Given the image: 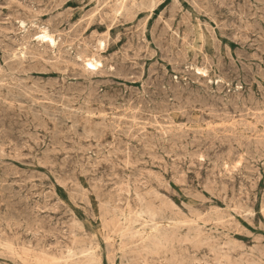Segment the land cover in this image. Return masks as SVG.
Masks as SVG:
<instances>
[{
    "label": "rangeland",
    "instance_id": "rangeland-1",
    "mask_svg": "<svg viewBox=\"0 0 264 264\" xmlns=\"http://www.w3.org/2000/svg\"><path fill=\"white\" fill-rule=\"evenodd\" d=\"M147 1L0 0L1 264H264V0Z\"/></svg>",
    "mask_w": 264,
    "mask_h": 264
},
{
    "label": "bare ground",
    "instance_id": "bare-ground-1",
    "mask_svg": "<svg viewBox=\"0 0 264 264\" xmlns=\"http://www.w3.org/2000/svg\"><path fill=\"white\" fill-rule=\"evenodd\" d=\"M122 1H123V0H122ZM146 1H147V0H146ZM16 2H17V1H16ZM64 2H65V1H64ZM107 2H108V1H107ZM147 2H148V1H147ZM152 2H153V1H152ZM12 3H13V2H12ZM51 3H52V2H51ZM88 3H89V2H88ZM100 3H101V2H100ZM115 3H116V2H115ZM133 3H134V2H133ZM14 4H15V3H14ZM20 4H21V3H20ZM43 4H44V2H43ZM45 4H46V2H45ZM61 4L63 5V3H61ZM103 4H104V3H103ZM121 4H122V3H121ZM146 4H147V3H146ZM152 4H153V3H152ZM152 4H151V5H152ZM155 4H156V3H155ZM97 5H98V4H97ZM107 5H108V4H107ZM117 5H118V4H117ZM134 5H135V4H134ZM141 5H142V4H141ZM144 5H145V4H144ZM156 5H157V4H156ZM215 5H216V4H215ZM5 6H6V5H5ZM37 6H38V5H37ZM58 6L61 7V5H58ZM80 6H81V5H80ZM136 6H137V5H136ZM149 6H150V5H149ZM96 7H97V6H96ZM101 7H102V6H101ZM119 7H121V6H119ZM178 7H180V6H177V8H178ZM18 8H19V7H18ZM32 8H33V7H32ZM48 8H49V7H48ZM150 8H152V7H150ZM1 9H2V8H1ZM25 9H26V8H24V10H25ZM30 9H31V8H30ZM33 9H34V8H33ZM113 9H114V8H113ZM119 9H120V8H119ZM126 9H127V8H126ZM131 9H132V7H131ZM133 9H134V8H133ZM133 9H132V10H133ZM137 9H138V8H137ZM143 9H144V8H143ZM20 10H21V9H20ZM26 10H27V9H26ZM43 10H45V8H44ZM171 10H172V9H171ZM174 10H175V9H174ZM32 11H34V10H32ZM126 11H127V10H126ZM130 11H131V10H130ZM137 11H138V10H137ZM177 11H178V10H177ZM199 11H200V10H199ZM45 12H46V11H45ZM92 12H93V11H92ZM98 12H99V10H98ZM115 12H116V11H115ZM118 12H119V11H118ZM127 12H128V11H127ZM169 12H170V11H169ZM174 12H175V11H174ZM17 13H18V12H17ZM23 13H24V12H23ZM33 13H34V12H33ZM36 13H37V12H35V14H36ZM38 13H39V11H38ZM57 13H58V12H57ZM86 13H87V12H86ZM29 14H30V13H29ZM92 14H93V13H92ZM114 14H115V13H114ZM124 14H125V13H124ZM131 14H132V13H131ZM171 14H172V13H171ZM219 14H220V13H219ZM17 15H18V14H17ZM19 15H20V14H19ZM38 15H39V14H38ZM60 15H61V14H60ZM97 15H98V14H97ZM26 16H27V15H26ZM41 16H42V13H41ZM49 16H50V15H49ZM61 16H62V15H61ZM61 16H60V18H61ZM83 16H85V14H84ZM103 16H104V15H103ZM118 16H119V15H118ZM125 16H126V15H125ZM132 16H133V15H132ZM172 16L174 17V15H172ZM188 16H190V15H188ZM70 17H71V16H70ZM85 17H86V16H85ZM87 17H88V16H87ZM87 17H86V18H87ZM89 17H90V16H89ZM112 17H113V16H112ZM173 17H172V18H173ZM22 18H23V17H22ZM22 18H21V19H22ZM50 18H51V17H50ZM86 18H84V19H86ZM94 18H96V17H94ZM115 18H116V17H115ZM181 18H182V17H181ZM55 19H56V18H55ZM65 19H66V18H65ZM84 19H83V20H84ZM146 19H147V18H146ZM10 20H11V18H10ZM14 20H15V18H14ZM18 20H19V19H18ZM23 20H24V19H23ZM27 20H28V19H27ZM27 20H25V21H27ZM53 20H54V19H53ZM66 20H67V19H66ZM89 20H90V19H89ZM89 20H87V21H89ZM117 20H118V19H117ZM183 20H184V19H183ZM87 21H86V22H87ZM45 22H46V21H45ZM49 22H50V21H49ZM52 22H53V21H52ZM127 22H128V21H127ZM140 22H141V21H140ZM142 22H143V21H142ZM186 22H187V21H186ZM38 23H39V22H38ZM57 23H58V22H57ZM65 23H66V22H65ZM138 23H139V22H138ZM164 23H165V22H164ZM44 24H45V23H44ZM125 24H126V23H125ZM139 24H140V23H139ZM139 24H138V25H139ZM157 24H158V23H157ZM159 24H160V23H159ZM166 24H167V23H166ZM189 24H191V23H189ZM5 25H6V24H5ZM11 25H12V24H11ZM20 25H21V24H20ZM46 25H47V23H46ZM51 25H52V24H51ZM169 25H170V24H169ZM13 26H14V25H13ZM40 26H41V25H40ZM61 26H62V25H61ZM140 26H141V25H140ZM177 26H178V25H177ZM186 26H187V25H186ZM188 26H189V25H188ZM188 26H187V27H188ZM31 27H32V26H31ZM54 27H55V26H54ZM223 27H224V26H223ZM10 28H11V27H10ZM52 28H53V27H52ZM94 28H95V27H94ZM143 28H144V27H143ZM168 28H169V27H168ZM189 28H190V27H189ZM5 29H6V28H5ZM69 29H70V28H69ZM114 29H115V28H114ZM137 29H138V28H137ZM144 29H145V28H144ZM166 29H167V28H166ZM207 29H208V28H207ZM29 30H30V29H29ZM58 30H59V28H58ZM86 30H87V29H86ZM109 30H110V29H109ZM208 30H209V29H208ZM33 31H34V30H33ZM114 31H115V30H114ZM116 31H117V30H116ZM154 31H155V30H154ZM166 31H167V30H166ZM191 31H192V30H191ZM195 31H196V30H195ZM210 31H211V30H210ZM0 32H1V30H0ZM12 32H13V31H12ZM14 32H15V31H14ZM28 32H29V31H28ZM55 32H56V31H55ZM89 32H90V31H89ZM119 32H120V31H119ZM168 32H169V31H168ZM179 32H180V30H179ZM179 32H178V33H179ZM197 32H198V31H197ZM213 32H214V31H213ZM8 33H9V30H8ZM59 33H60V32H59ZM65 33H66V32H65ZM86 33H87V32H86ZM112 33H113V32H112ZM145 33H146V32H145ZM74 34H75V33H74ZM108 34H109V33H108ZM118 34H119V33H118ZM150 34H151V33H150ZM166 34H167V33H166ZM173 34H174V33H173ZM195 34H196V33H195ZM212 34H213V33H212ZM8 35H9V34H8ZM17 35H18V34H17ZM92 35H93V34H92ZM147 35H148V34H147ZM192 35H193V34H192ZM196 35H197V34H196ZM36 36H37V38H38L39 40H41V41H43V42H46V43H49V44H50L51 42H54V43H55V46L57 45L56 37L53 36V35L51 34V32H50L48 29H46V28L42 29V30H41ZM57 36H58V35H57ZM74 36H75V35H74ZM104 36H105V35H104ZM149 36H150V35H149ZM170 36L172 37V35H170ZM194 36H195V35H194ZM3 37H4V36H3ZM58 37H60V36H58ZM66 37H67V36H66ZM68 37H70V36H68ZM112 37H113V36H112ZM176 37H177V36H176ZM192 37H193V36H192ZM10 38H12V37H10ZM19 38H21V37H19ZM24 38H25V37H24ZM61 38H62V37H61ZM166 38H167V37H166ZM198 38H199V37H198ZM204 38H205V36H204ZM4 39H5V38H4ZM21 39H22V38H21ZM26 39H27V38H26ZM26 39H25V40H26ZM65 39H66V38H65ZM65 39H64V40H65ZM67 39H68V38H67ZM75 39H76V38H75ZM78 39H79V37H78ZM158 39H159V38H158ZM176 39H177V38H176ZM179 39H180V38H179ZM179 39H178V40H179ZM183 39H184V38H183ZM16 40H17V39H16ZM33 40H34V39H33ZM60 40H61V39H60ZM80 40H81V39H80ZM85 40H86V39H85ZM92 40H93V39H92ZM107 40H108V39H107ZM131 40H132V39H131ZM149 40H150V39H149ZM160 40H161V39H160ZM160 40H159V41H160ZM178 40H177V41H178ZM12 41H14V40H12ZM20 41H21V40H20ZM28 41H29V40H28ZM71 41H72V40H71ZM71 41H70V42H71ZM81 41H82V40H81ZM135 41H136V40H135ZM159 41H158V42H159ZM165 41H166V40H165ZM194 41H195V40H194ZM203 41H204V40H203ZM6 42H7V41H6ZM70 42H69V43H70ZM85 42H86V41H85ZM154 42H155V41H154ZM131 43H132V42H131ZM155 43H157V42H155ZM159 43H160V42H159ZM167 43H168V42H167ZM25 44H26V43H25ZM25 44H24V45H25ZM40 44H41V43H40ZM79 44H80V43H79ZM83 44H84V43H83ZM136 44H137V43H136ZM163 44H164V43H163ZM206 44H207V43H206ZM11 45H12V44H11ZM28 45H29V44H28ZM28 45H27V46H28ZM34 45H35V44H34ZM47 45H48V44H47ZM47 45H46V46H47ZM68 45H70V44H68ZM84 45H85V44H84ZM94 45H95V44H94ZM102 45H103V44H102ZM115 45H116V44H115ZM145 45H146V44H145ZM201 45H202V44H201ZM17 46H18V45H17ZM35 46H36V45H35ZM37 46H38V45H37ZM73 46H74V45H73ZM88 46H89V45H88ZM99 46H100V45H99ZM161 46H163V45H161ZM181 46H182V45H181ZM197 46H198V45H197ZM2 47H3V46H2ZM44 47H45V46H44ZM71 47H72V46H71ZM76 47H77V46H76ZM18 48H19V47H18ZM92 48H93V47H92ZM103 48H104V47H103ZM178 48H179V47H178ZM20 49H21V48H20ZM46 49H47V48H46ZM59 49H60V48H59ZM90 49H91V48H90ZM96 49H97V48H96ZM171 49H172V47H171ZM188 49H189V48H188ZM3 50H4V49H3ZM48 50H49V49H48ZM66 50H67V49H66ZM77 50H79V49H77ZM91 50H92V49H91ZM178 50H179V49H178ZM8 51H9V50H8ZM22 51H23V49H22ZM29 51H30V50H29ZM50 51H51V49L49 50V52H48V51H47V52L50 53ZM57 51H58V50H57ZM63 51H64V50H63ZM63 51H61V52H63ZM80 51H81V50H80ZM6 52H7V51H6ZM44 52H45V50H44ZM61 52H60V53H61ZM81 52H82V51H81ZM99 52H100V51H99ZM110 52H111V51H110ZM13 53H14V52H13ZM21 53H22V52H21ZM30 53H31V52H30ZM48 53H47V54H48ZM68 53H69V52H68ZM87 53H88V52H87ZM61 54H62V53H61ZM65 54H66V52H65ZM84 54H85V53H84ZM3 55H4V54H3ZM34 55H35V54H34ZM63 55H64V54H63ZM103 55H104V54H103ZM50 56H51V55H50ZM90 56H91V55H90ZM52 57H53V56H52ZM52 57H51V58H52ZM70 57H71V56H70ZM74 57H75V56H74ZM77 57H78V56H77ZM112 57H113V56H112ZM33 58H34V57H33ZM40 58H41V57H40ZM55 58H56V57H55ZM67 58H68V57H67ZM79 58H80V60L83 62L85 68H87V69H88L89 67H91V68H93V69H97V68H100L101 65H102V62L100 61V59H98V60L96 59V60H95L94 58H85V57L82 56V55H80ZM97 58H98V57H97ZM110 58H111V57H110ZM17 59H18V58H17ZM29 59H30V58H29ZM68 59H69V58H68ZM73 59H74V58H73ZM77 59H78V58H77ZM23 60H24V59H23ZM51 60H53V59H51ZM61 60H62V59H61ZM106 60H107V59H106ZM69 61H70V60H69ZM69 61H68V62H69ZM116 61H117V60H116ZM34 62H35V61H34ZM42 62H43V61H42ZM45 62H46V61H45ZM63 62H64V61H63ZM63 62H62V63H63ZM74 62H75V61H74ZM21 63H22V62H21ZM35 63H36V62H35ZM56 63H57V62H56ZM30 64H31V63H30ZM32 64H33V62H32ZM48 64H50V63H48ZM57 64L60 65L59 61H58ZM71 64H72V63H71ZM139 64H140V63H139ZM0 65H1V64H0ZM33 65H34L35 67L37 66V65H35V64H33ZM51 65H53V64H51ZM54 65H55V62H54ZM22 66H23V65H22ZM31 66H32V65H31ZM3 67H4V66H3ZM16 67H17V66H16ZM16 67H15V68H16ZM48 67H49V66H48ZM54 67H55V66H54ZM114 67H115V66H114ZM42 68H43V67H42ZM20 69H21V67H20ZM20 69H19V70H20ZM6 70H7V69H6ZM16 70H17V69H16ZM21 70H22V69H21ZM25 70H26V69H25ZM31 70H32V69H31ZM42 70H43V69H42ZM44 70H45V69H44ZM60 70H61V69H60ZM0 71H1V70H0ZM22 71H23V70H22ZM29 71H30V70H29ZM85 71H86V70H85ZM16 72H17V71H16ZM16 72H15V73H16ZM23 72H25V74H26V71H23ZM37 72H38V71L36 70V73H37ZM27 73H28V72H27ZM39 73H40V72H39ZM41 73H42V72H41ZM82 73H83V71H82ZM59 74H60V73H59ZM5 75H6V74H5ZM19 75H20V74H19ZM33 75H34V74H33ZM62 75H63V74H62ZM71 75H72V74H70V76H71ZM85 75H86V74H85ZM14 76H15V75H14ZM22 76H23V75H22ZM37 76H38V75H37ZM2 77H3V76H1V78H2ZM30 77H31V76H30ZM71 77H72V76H71ZM5 78H6V77H5ZM17 78H18V77H17ZM17 78H16V79H17ZM19 78H20V77H19ZM23 78H24V77H23ZM36 78H37V77H36ZM16 79H15V80H16ZM20 79H21V78H20ZM34 79H35V78H34ZM63 79H64V78H63ZM71 79H72V78H71ZM219 79H221V78H219ZM60 80H61V79H60ZM86 80H87V79H86ZM8 81H9V80H8ZM71 81H72V80H71ZM9 82H10V81H9ZM31 82H32V81H31ZM42 82H43V81H42ZM52 82H53V81H52ZM14 83H16V81L13 82V84H14ZM25 83H26V82H25ZM89 83H90V82H89ZM89 83H88V84H89ZM222 83H223V82H222ZM4 84H5V83H4ZM31 84H32V83H31ZM38 84H39V83H38ZM69 84H70V83H69ZM90 84H91V83H90ZM2 85H3V84H2ZM5 85H6V84H5ZM3 86H4V85H3ZM29 86H30V85H29ZM70 86H71V84H70ZM56 87H57V86H56ZM81 87H82V86H81ZM89 87H90V86H89ZM93 87H94V86H93ZM75 88H76V86H75ZM83 88H84V87H83ZM21 89H22V88H21ZM52 89H53V88H52ZM76 89H77V88H76ZM87 89H88V88H87ZM94 89H95V88H94ZM97 89H98V88H97ZM3 90H4V89H3ZM59 90H60V89H59ZM59 90H58V91H59ZM74 90H75V89H74ZM80 90H81V89H80ZM29 91H30V90H29ZM45 91H48V90L46 89ZM51 91H52V90H51ZM53 91H55V90H53ZM67 91H68V90H67ZM67 91H66L65 93H67ZM113 91L115 92V90H113ZM4 92H5V91H4ZM77 92H78V91H77ZM79 92H80V91H79ZM84 92H85V91H84ZM106 92H107V91H106ZM106 92H105V93H106ZM178 92H179V91H178ZM225 92H226V91H225ZM2 93H3V92H2ZM40 93H41V92H40ZM51 93H52V92H51ZM51 93H50V95H51ZM74 93H75V92H74ZM81 93H82V92H81ZM86 93H87V92H86ZM205 93H206V92H205ZM208 93H209V92H208ZM5 94H6V93H5ZM43 94H45V93H43ZM89 94H90V93H89ZM89 94H87V95H89ZM92 94H94V93H92ZM92 94H91V95H92ZM118 94H119V93H118ZM202 94H203V93H202ZM226 94H227V93H226ZM37 95H38V94H37ZM39 95H40V94H39ZM54 95H55V94H54ZM4 96H5V95H4ZM29 96H30V95H29ZM63 96H64V95H63ZM67 96H68V95H67ZM120 96H121V95H120ZM179 96H180V95H179ZM191 96H192V95H191ZM191 96H190V97H191ZM196 96H197V95H196ZM231 96H232V95H231ZM48 97H49V95H48ZM48 97H46V98H48ZM90 97H91V96H90ZM190 97H189V100H190ZM192 97H193V96H192ZM222 97H223V96H222ZM227 97H228V96H227ZM107 98H108V97H107ZM122 98H123V97H122ZM181 98H182V96H181ZM186 98H187V97H186ZM195 98H197V97H195ZM198 98H199V96H198ZM203 98H204V97H203ZM63 99H64V98H63ZM70 99H71V98H70ZM182 99H183V98H182ZM204 99H206V97H205ZM234 99H235V98H234ZM33 100H34V99H33ZM56 100H57V99H56ZM60 100H61V99H60ZM65 100H66V98H65ZM121 100H123V99H121ZM186 100H187V99H186ZM192 100H193V99H192ZM218 100H219V99H218ZM221 100H222V99H221ZM49 101H50V100H49ZM103 101H105V99H104ZM107 101H108V100H107ZM181 101H182V100H181ZM206 101H207V100H206ZM225 101H226V100H225ZM38 102L40 103V101H38ZM189 102H190V101H189ZM223 102H224V101H223ZM14 103H15V102H14ZM34 103H37V102H34ZM39 103H38V104H39ZM43 103H44V102H43ZM54 103H55V101H54ZM92 103H93V102H92ZM94 103H95V102H94ZM109 103H110V102H109ZM145 103H146V102H145ZM179 103H180V102H179ZM185 103H186V102H185ZM217 103H219V101H218ZM230 103H231V102H230ZM232 103H233V102H232ZM239 103H240V102H239ZM7 104H8V103H7ZM9 104H10V103H9ZM57 104H58V103H57ZM96 104H97V103H96ZM128 104H129V103H128ZM143 104H144V103H143ZM173 104H174V103H173ZM176 104H177V103H176ZM176 104H174V105H176ZM180 104H181V103H180ZM182 104H184V103L182 102ZM207 104H208V102H207ZM214 104H215V103H214ZM221 104H222V103H221ZM235 104H236V103H235ZM55 105H56V104H55ZM133 105H134V103H133ZM140 105H141V104H140ZM186 105H187V104H186ZM228 105H229V104H228ZM238 105H239V104H238ZM247 105H248V104H247ZM10 106H11V105H10ZM18 106H19V105H18ZM62 106H63V105H62ZM66 106H67V105H66ZM84 106H85V105H84ZM103 106H104V105H103ZM124 106H125V105H124ZM126 106H127V105H126ZM129 106H130V105H129ZM131 106H132V105H131ZM136 106H137V105H136ZM136 106H135V107H136ZM146 106H147V105H146ZM179 106H180V105H179ZM197 106H198V105H197ZM200 106H201V105H200ZM213 106H214V105H213ZM232 106H233V105H232ZM16 107H17V106H16ZM23 107H24V106H23ZM67 107H68V106H67ZM106 107H107V106H106ZM113 107H114V106H113ZM142 107H143V105H142ZM174 107H175V106H174ZM184 107H185V106H183V108H184ZM224 107H225V106H224ZM229 107H230V106H229ZM245 107H246V106H245ZM256 107H257V106H256ZM25 108H26V106H25ZM102 108H103V107H102ZM121 108H122V107H121ZM125 108H126V107H125ZM132 108H133V107H132ZM146 108H147V107H146ZM165 108H166V106H165ZM191 108H192V107H191ZM232 108H233V107H232ZM232 108H231V109H232ZM243 108H244V107H243ZM243 108H242V109H243ZM253 108H254V107H253ZM15 109H16V108H15ZM128 109H129V108H128ZM130 109H131V107H130ZM193 109H194V108H193ZM206 109H207V108H206ZM213 109H214V108H213ZM213 109H212V110H213ZM242 109H241V110H242ZM246 109H247V108H246ZM70 110H71V108H70ZM117 110H118V109H117ZM171 110H172V109H171ZM177 110H178V109H177ZM208 110H209V109H208ZM217 110H218V109H217ZM217 110H215V111H217ZM219 110H221V109H219ZM250 110H251V109H250ZM254 110H256V108H255ZM262 110H264V109H262ZM39 111H40V110H39ZM111 111H112V110H111ZM125 111H126V110H125ZM128 111H129V110H128ZM133 111H134V110H133ZM135 111H136V110H135ZM137 111H138V110H137ZM142 111H143V110H142ZM149 111H150V109H149ZM156 111H158V110H156ZM201 111H202V110H201ZM201 111H200V112H201ZM206 111H207V110H206ZM21 112H22V111H21ZM65 112H66V111H65ZM78 112H79V111H78ZM82 112H83V111H82ZM82 112H81V113H82ZM95 112H96V111H95ZM116 112H117V111H116ZM126 112H127V111H126ZM203 112H204V111H203ZM207 112H208V111H207ZM218 112H219V111H218ZM218 112H217V113H218ZM220 112H221V111H220ZM224 112H225V111H224ZM227 112H229V111H227ZM249 112H250V111H249ZM252 112H253V111H252ZM1 113H2V112H1ZM24 113H25V112H24ZM31 113H32V112H31ZM40 113H41V112H40ZM66 113H67V112H66ZM84 113H85V112H84ZM86 113H87V112H86ZM88 113H89V112H88ZM88 113H87V114H88ZM96 113H97V112H96ZM123 113H124V112H123ZM135 113H136V112H135ZM167 113H168V112H167ZM213 113H215V112H213ZM235 113H238V112H235ZM255 113L257 114L256 111H255ZM255 113H254V114H255ZM106 114H107V113H106ZM106 114H105V115H106ZM111 114H112V113H111ZM201 114H202V113H201ZM209 114L211 115L212 113H209ZM219 114H220V113H219ZM246 114H247V113H246ZM258 114H259V113H258ZM72 115H73V114H72ZM76 115H77V114H76ZM84 115H85V114H84ZM130 115H131V114H130ZM136 115H137V114H136ZM184 115H186V114H184ZM11 116H12V115H11ZM28 116H29V115H28ZM67 116H68V115H67ZM77 116H78V115H77ZM95 116H97V115H95ZM98 116H99V115H98ZM107 116H108V115H107ZM110 116H111V115H110ZM110 116H109V117H110ZM140 116H141V115H140ZM149 116H150V115H149ZM211 116H212V115H211ZM215 116H216V115H215ZM218 116H219V115H218ZM232 116H233V119H234V118H235L234 115H232ZM232 116H231V117H232ZM239 116H240V115H239ZM251 116H252V115H251ZM251 116H249V118H250ZM255 116H256V115H255ZM263 116H264V115H263ZM78 117H79V116H78ZM112 117H113V116H112ZM116 117H117V116H116ZM130 117H131V116H130ZM155 117H156V116H155ZM228 117H229V116H228ZM244 117H245V116H244ZM246 117H247V116H246ZM252 117H253V116H252ZM252 117H251L250 119H252ZM256 117L258 118V116H256ZM33 118H34V117H33ZM43 118H44V117H43ZM69 118H70V117H69ZM84 118H86V117H84ZM90 118H91V117H90ZM117 118H118V117H117ZM121 118H122V117H121ZM136 118H137V117H136ZM140 118H141V117H140ZM170 118H171V117H170ZM189 118H190V117H189ZM211 118H212V117H211ZM219 118H220V117H219ZM254 118H255V117H254ZM70 119H71V118H70ZM86 119H87V118H86ZM86 119H85V120H86ZM122 119H125V116H123ZM168 119H169V118H168ZM203 119H204V118H203ZM229 119H230V118H229ZM250 119H249V120H250ZM260 119H261V118H260ZM8 120H9V119H8ZM80 120H82V119L80 118ZM113 120H114V119H113ZM118 120H119V119H118ZM120 120H121V119H120ZM129 120H131V119H129ZM134 120H135V119H134ZM169 120H170V119H169ZM226 120H228V119L226 118ZM230 120H231V119H230ZM239 120H241V119H239ZM243 120H244V119H243ZM77 121H78V120H77ZM96 121H97V119H96ZM101 121L103 122V120H101ZM101 121H100V122H101ZM114 121H115V120H114ZM125 121H126V120H125ZM141 121H142V120H141ZM143 121H144V119H143ZM183 121H184V120H183ZM218 121H219V120H218ZM235 121H237V120H235ZM258 121H259V120H258ZM258 121H257V122H258ZM34 122H35V121H34ZM34 122H33V123H34ZM37 122H38V121H37ZM72 122H75V121H72ZM78 122H79V121H78ZM94 122H95V121H94ZM100 122H98V123H99V126H101V125H100V124H101ZM118 122H119V121H118ZM138 122H139V120H138ZM147 122H148V121H147ZM163 122H164V120H163ZM165 122H166V121H165ZM168 122H169V121H168ZM202 122H203V120H202ZM219 122H220V121H219ZM232 122H233V121H232ZM35 123H36V122H35ZM85 123H86V122H85ZM103 123H104V122H103ZM114 123H115V122H114ZM122 123H123V121H122ZM125 123H126V122H125ZM127 123H128V120H127ZM129 123H130V122H129ZM151 123H152V122H151ZM151 123H150V124H151ZM240 123H241V122H240ZM259 123H260V122H259ZM261 123H262V122H261ZM87 124H88V122H87ZM93 124H94V123H93ZM109 124H110V123H109ZM138 124H139V123H138ZM138 124L136 125V124L134 123V125H135L136 128H138V127H137ZM145 124H146V123H145ZM203 124H204V123H203ZM208 124H209V123H208ZM72 125H73V124H72ZM75 125H76V123H75ZM117 125H118V124H117ZM148 125H149V124H148ZM156 125H157V123H156ZM166 125H167V124H166ZM166 125H162V126H166ZM170 125H171V124H170ZM214 125H215V124H214ZM236 125H237V124H236ZM253 125H254V124H253ZM261 125H262V124H261ZM263 125H264V124H263ZM73 126H74V125H73ZM79 126H80V125H79ZM93 126H95V125H93ZM99 126H98V127H99ZM105 126H106V125H105ZM108 126H109V125H108ZM112 126H113V124H112ZM130 126H131V125H130ZM132 126H133V124H132ZM132 126H131V127H132ZM145 126H146V125H145ZM160 126H161V125H160ZM181 126H184V125L181 124ZM181 126H180V128H182ZM208 126H209V125H208ZM218 126H219V125H218ZM218 126H217V127H218ZM223 126H224V125H223ZM227 126H228V125H227ZM246 126H247V125H246ZM248 126H251V125H248ZM248 126H247V127H248ZM43 127H44V126H43ZM98 127H97V129H98ZM101 127H102V126H101ZM109 127H110V126H109ZM123 127H124V126H123ZM125 127H126V126H125ZM149 127H151V126H149ZM156 127H157V126H156ZM173 127H174V126H173ZM177 127H178V126H177ZM206 127H207V126H206ZM219 127H220V126H219ZM219 127H218V128H219ZM254 127H255V125H254ZM254 127H253V128H254ZM261 127H262V126H261ZM263 127H264V126H263ZM84 128H85V127H84ZM99 128H100V127H99ZM105 128H106V127H105ZM105 128H103L104 131L106 130ZM127 128H128V126H127ZM129 128H130V127H129ZM140 128H141V127H140ZM143 128H144V127H143ZM151 128H152V127H151ZM157 128H158V127H157ZM163 128H164V127H163ZM168 128H169V126H168ZM185 128H186V127H185ZM215 128H216V127H215ZM220 128H222V127H220ZM238 128H240V126H239ZM245 128H246V127H245ZM249 128H250V127H249ZM249 128H248V129H249ZM115 129H116V128H115ZM122 129H123V128H122ZM130 129H131V128H130ZM133 129H134V128H133ZM170 129H171V128H170ZM186 129H187V128H186ZM207 129H209V128H207ZM230 129H231V128H230ZM240 129H241V128H240ZM256 129H257V128H256ZM44 130H45V129H44ZM86 130H87V129H86ZM88 130H89V129H88ZM88 130H87V131H88ZM95 130H96V129H95ZM125 130H126V129H125ZM131 130H132V129H131ZM138 130H139V129H138ZM140 130H141V129H140ZM144 130L147 131V129H145V128H144ZM144 130H143V131H144ZM154 130H155V129H154ZM167 130H168V129H167ZM179 130H181V129H179ZM179 130H178V131H179ZM204 130H205V129H204ZM96 131H97V130H96ZM101 131H102V130H101ZM112 131H113V129H112ZM117 131H118V130H117ZM117 131H116V132H117ZM123 131H124V130H123ZM135 131H137V129H136ZM160 131H161V130H160ZM165 131H166V130H165ZM168 131H169V130H168ZM175 131H176V130H174V132H175ZM187 131H188V130H187ZM211 131H212V130H211ZM211 131H210L209 133H211ZM238 131H239V129H238ZM244 131H245V130H244ZM253 131H254V130H253ZM262 131H264V130H262ZM88 132H89V131H88ZM91 132H92V131H91ZM93 132H94V131H93ZM105 132H106V131H105ZM110 132H111V130H110ZM118 132H119V131H118ZM147 132H148V131H147ZM158 132H159V130H158ZM176 132H177V131H176ZM206 132H207V131H206ZM231 132H232V131H231ZM86 133H87V132H86ZM94 133H95V132H94ZM94 133H93V134H94ZM98 133H99V132H98ZM114 133H115V132H114ZM129 133H130L129 131H128V133L126 132V134H129ZM139 133H140V132H139ZM155 133H156V131H155ZM167 133H168V132H167ZM209 133H208V134H209ZM212 133H213V132H212ZM226 133H227V132H226ZM260 133H262V132L260 131ZM126 134H125V135H126ZM142 134L145 135V132L142 133ZM175 134H176V133H175ZM247 134H249V133H247ZM257 134H258V133H257ZM82 135H83V134H82ZM120 135H121V134H120ZM205 135H206V134H205ZM216 135H217V134H216ZM140 136H141V135H140ZM146 136H147V135H146ZM167 136H169V134H168ZM174 136H175V135H174ZM181 136H182V135H181ZM160 137H161V136H160ZM164 137H165V136H164ZM210 137H211V136H210ZM262 137H263V136H262ZM262 137H261V139H262ZM58 138H59V137H58ZM99 138H100V137H99ZM145 138H146V137H145ZM180 138H181V137H180ZM227 138H228V137H227ZM119 139H120V138H119ZM196 139H197V138H196ZM206 139H207V138H206ZM208 139H209V137H208ZM210 139H211V138H210ZM100 140H101V138H100ZM183 140H184V138H183ZM170 141H172V140H170ZM184 141H185V140H184ZM198 141H199V140H198ZM200 141H201V140H200ZM227 141H228V140H227ZM78 142H79V141H78ZM84 142H85V140H84ZM123 142H124V141H123ZM178 142H179V141H178ZM206 142H207V141H206ZM121 143H122V142H121ZM60 144H61V143H60ZM122 144H124V143H122ZM126 144H128V142H126ZM200 144H201V143H200ZM234 144H235V143H234ZM119 145H121V144H119ZM128 145H129V144H128ZM164 145H165V144H164ZM121 146H122V145H121ZM123 146H124V145H123ZM219 146H220V145H219ZM236 146H237V145H236ZM61 147H62V146H61ZM155 147H156V146H155ZM172 147H173V146H172ZM213 147H214V146H213ZM224 147H225V146H224ZM126 148H127V147H126ZM117 149H118V148H117ZM168 149H169V147H168ZM119 150H120V149H119ZM126 150H127V149H126ZM121 151H123V150L121 149ZM229 151H230V149H229ZM125 152H126V151H125ZM228 156H229V154H228ZM58 161H59V160H58ZM82 167H83V165H82ZM58 173H59V172H58ZM147 175H149V174H147ZM147 177H148V176H147ZM98 178H99V177H98ZM69 180H70V179H69ZM96 180H97V178H96ZM163 180H165V179H163ZM105 181H106V180H105ZM97 182H98V181H97ZM207 183H208V182H207ZM207 183H206V184H207ZM208 184H209V183H208ZM116 185H117V184H116ZM121 185H122V184H121ZM119 186H120V185H119ZM119 186H118V187H119ZM211 186H212V185H211ZM214 187H216V186H214ZM217 187H218V186H217ZM222 187H223V186H222ZM79 188H80V187H79ZM82 188H83V187H82ZM212 188H213V187H212ZM135 189H136V188H135ZM213 189H214V188H213ZM83 190H84V189H83ZM136 190H137V189H136ZM136 190H135V191H136ZM214 190H217V189H214ZM79 191H80V189H79ZM161 192H162V191H161ZM194 192H195V191H194ZM252 192H253V191H252ZM71 193H72V192H71ZM78 193H79V192H78ZM78 193H76V194H78ZM149 193H150V192H149ZM151 193H153V191H152ZM153 194H154V193H153ZM211 194H212V193H211ZM220 194H221V193H220ZM224 194H225V193H224ZM230 194H231V193H230ZM79 195H80V194H79ZM137 195H139V194H137ZM140 195H141V194H140ZM150 195H151V194H150ZM155 195H156V194H155ZM160 195H161V194H160ZM135 196H136V195H135ZM141 196H142V195H141ZM161 196H162V195H161ZM163 196H164V195H163ZM218 196H219V195H218ZM164 197L166 198V196H164ZM224 197H225V196H224ZM231 197H232V196H231ZM81 198H82V197H81ZM150 198H151V197H150ZM82 199H83V198H82ZM137 199H138V198H137ZM144 199H145V198H144ZM146 199H147V198H146ZM254 199H255V198H254ZM225 200H226V199H225ZM170 201H171V200H170ZM194 201H195V200H194ZM58 202H59V201H58ZM60 202H61V201H60ZM60 202H59V203H60ZM171 202H173V201H171ZM197 202H198V201H197ZM99 203H100V202H99ZM138 203H140V201H138ZM150 203H151V202H150ZM198 203H199V202H198ZM248 203H249V202H248ZM248 203H247V204H248ZM108 204H109V203H107V205H108ZM231 204H232V202H231ZM101 205L103 206V204H101ZM104 205H105V204H104ZM138 205H140V204H138ZM144 205H145V204H144ZM154 205H155V204H154ZM191 205H192V203H191ZM238 205H239V204H238ZM248 205H249V204H248ZM141 206H142V205H141ZM141 206H140V207H141ZM104 207H106V205H105ZM115 207H116V206H115ZM176 207H177V205H176ZM180 207H181V206H180ZM247 207H248V206H247ZM109 208H110V207H109ZM125 208H126V207H125ZM125 208H124V209H125ZM145 208H146V207H145ZM145 208H144V209H145ZM158 208H160V207H158ZM181 208H182V207H181ZM236 208H238V207H236ZM242 208H243V207H242ZM242 208H241V209H242ZM249 208H250V207H249ZM146 209H147V208H146ZM149 209H150V208H149ZM175 209H176V208H175ZM183 209H184V208H183ZM187 209H188V208H187ZM190 209L194 211V209H192V208H190ZM210 209H211V208H210ZM229 209H230V208H229ZM229 209H227V211H228ZM238 209H239V208H238ZM105 210H107V209H105ZM109 210H110V209H109ZM179 210H180V208L178 209V212H177V213H179L182 209H181L180 211H179ZM185 210H186V209H184V211H185ZM191 210H190V211H191ZM231 210H233V209H231ZM236 210H237V209H236ZM236 210H235V213L238 211V210H237V211H236ZM242 210H243V209H242ZM244 210H245V209H244ZM249 210H250V209H249ZM114 211H115V210H114ZM140 211H141V210H140ZM140 211H139V212H140ZM145 211H146V210H145ZM163 211H164V210H162V212H163ZM168 211H169V210H168ZM174 211H176V210H174ZM174 211H173V212H174ZM239 211H241V210H239ZM239 211H238V212H239ZM106 212H107V211H106ZM109 212H110V211H109ZM109 212H108V213H109ZM146 212H147V211H146ZM151 212H152V211H151ZM155 212H156V211H155ZM165 212H166V209H165ZM173 212H172V213H173ZM182 212H183V211H182ZM196 212H198V211H196ZM200 212H201V211H200ZM210 212H211V210H210ZM210 212H209V213H210ZM244 212H245V211H244ZM249 212H250V211H249ZM252 212L254 213V211H252ZM252 212H251V213H252ZM102 213H103V212H102ZM144 213H145V212H143L142 214H144ZM147 213H149V212H147ZM163 213H164V212H163ZM174 213H175V212H174ZM180 213H181V212H180ZM206 213H207V212H206ZM212 213H213V211H212ZM217 213H218V212H217ZM253 213H252V214H253ZM106 214H107V213H106ZM152 214H153V213H152ZM164 214H165V213H164ZM166 214H167V213H166ZM168 214H169V213H168ZM168 214H167V215H168ZM213 214H214V213H213ZM222 214H223V213H222ZM240 214H241V213H240ZM111 215H112V214H111ZM148 215H149V214H148ZM174 215H176V214H174ZM181 215H182V213H181ZM206 215H207V214H206ZM208 215H209V214H208ZM215 215H216V214H215ZM241 215H242V214H241ZM244 215H246V214H244ZM244 215H243V216H244ZM133 216H134V215H132V217H133ZM150 216H152V215H150ZM176 216H177V215H176ZM187 216H188V215H187ZM221 216H222V217H221ZM221 216H220V217L223 218V215H221ZM247 216H248V215H247ZM252 216H253V215H251V217H252ZM106 217H107V216H106ZM110 217H111V216H110ZM132 217H130V218L133 219ZM152 217H153V216H152ZM155 217L157 218V216H155ZM168 217H169V215H168ZM198 217H199V215H198ZM211 217H212V215H211ZM245 217H246V216H245ZM70 218H71V217H70ZM123 218H124V217H123ZM134 218H135V217H134ZM138 218L140 219V217H138ZM146 218H147V216H146ZM153 218H154V217H153ZM199 218H200V217H199ZM213 218H215V216H214ZM217 218H218V217H217ZM217 218H216V219H217ZM221 218H220L219 221H222ZM247 218H248V217H247ZM247 218H246V219H247ZM249 218H250V217H249ZM124 219H125V218H124ZM141 219H142V218H141ZM141 219H140V220H141ZM148 219H149V216H148ZM157 219H158V218H157ZM160 219H161V218H160ZM171 219H172V218H171ZM193 219H194V218H193ZM200 219H202V218H200ZM208 219H209V218H208ZM211 219H212V218H211ZM211 219L209 220V222L211 221ZM250 219H251V218H250ZM107 220H108V219H107ZM153 220H154V219H153ZM217 220H218V219H217ZM108 221H109V220H108ZM121 221H122V220H121ZM129 221L132 222V220H129ZM136 221H137V220H136ZM142 221H143V220H142ZM156 221H157V220H156ZM159 221H160V220H159ZM229 221H230V220H229ZM76 222H77V221H76ZM123 222H124V221H123ZM143 222H144V221H143ZM147 222H148V221H147ZM213 222L216 224L215 221H213ZM139 223H140V222H139ZM150 223H151V222H150ZM157 223H158V222H157ZM205 223H206V222H205ZM80 224H81V223H80ZM128 224H129V223H128ZM135 224H136V223H135ZM154 224H155V223H154ZM202 224H203V223H202ZM234 224H235V223H234ZM234 224H232V225H234ZM140 225H141V224H140ZM140 225L137 224V226H139V227H140ZM161 225H162V223H158V224H157V227H159V226H161ZM173 225H174V224H173ZM204 225H205V224H204ZM216 225H217V224H216ZM219 225H220V224H219ZM221 225H222V224H221ZM224 225H225V224H224ZM230 225H231V224H230ZM81 226H82V225H81ZM123 226H124V225H123ZM141 226H143V225H141ZM190 226H191V225H190ZM73 227H74V226H73ZM163 227H164V225H163ZM170 227H171V226H170ZM170 227H169V228H170ZM191 227H192V226H191ZM197 227H198V226H197ZM227 227H228V225H227ZM229 227H230V226H229ZM112 228H113V227H112ZM134 228H135V227H134ZM154 228H156V226H155ZM154 228H152V229H154ZM181 228H183V227H181ZM123 229L125 230L124 227H123ZM123 229H122V230H123ZM126 229H127V227H126ZM136 229L139 230L138 228H136ZM167 229H168V228H167ZM186 229H187V228H186ZM190 229L192 230V228H190ZM194 229H195V228H194ZM197 229H198V228H197ZM197 229L194 230V231H197ZM238 229H239V228H238ZM130 230H131V229H130ZM142 230H143V229H142ZM155 230H156V229H155ZM169 230H170V229H169ZM75 231H76V230H75ZM132 231H133V230H132ZM134 231H135V230H134ZM134 231H133V232H134ZM156 231H157V230H156ZM160 231H161V230H160ZM167 231H168V230H167ZM170 231H171V230H170ZM186 231H187V230H186ZM194 231H193V232H194ZM72 232H73V231H72ZM72 232H71V233H72ZM77 232H78V231H77ZM113 232H114V231H113ZM123 232H124L123 234H125V231H123ZM142 232H143V231H142ZM149 232H150V231H149ZM149 232H148V234H150ZM161 232H162V234L164 233L163 231H161ZM197 232H198V231H197ZM80 233H81V232H80ZM135 233H137V232H135ZM138 233H139V232H138ZM72 234H73V233H72ZM76 234H78V233H76ZM82 234H83V232H82ZM84 234H85V233H84ZM130 234H131V233H130ZM158 234H159V233H158ZM190 234H191V233H190ZM190 234H189V235H190ZM192 234H193V233H192ZM195 234H196V233H195ZM80 235H81V234H80ZM80 235L78 236L79 238H80ZM112 235H113V234H112ZM128 235H129V234H128ZM138 235H139V236H137V237H138V239H139L140 234H138ZM142 235H144V234H142ZM183 235L185 236V234H183ZM202 235H203V234H202ZM208 235H209V234H208ZM215 235H216V234H215ZM219 235H220V234H219ZM122 236H123V235H122ZM147 236H148V235H147ZM163 236H165V235H163ZM179 236H180V235H179ZM74 237H75V236H74ZM112 237H113V236H112ZM130 237H131V235H130ZM133 237H134V236H133ZM152 237H153V236H152ZM158 237H159V236H158ZM160 237H161V236H160ZM190 237H191V236H189L188 238H190ZM195 237H196V236H195ZM210 237H211V236H210ZM217 237H218V236H217ZM220 237H221V235H220ZM114 238H115V237H114ZM114 238H113V239H114ZM127 238H128V237H127ZM127 238H126V239H127ZM165 238H168V236H167V237L165 236ZM198 238H199V236H198ZM214 238H216V237L214 236ZM128 239H129V238H128ZM182 239H183V238H182ZM184 239H185V238H184ZM186 239H187V238H186ZM194 239H195V238H194ZM196 239H197V237H196ZM207 239L210 240L209 238H207ZM207 239H205V240L207 241ZM212 239H213V238H212ZM150 240H151V239H150ZM158 240H159V239H158ZM197 240H198V239H197ZM215 240H216V239H215ZM215 240H214V241H215ZM111 241H112V240H111ZM127 241H128V240H127ZM162 241H164V240H162ZM166 241H167V240H166ZM166 241H165V243H166ZM179 241H180V240H179ZM142 242H143V241H142ZM158 242H159V241H158ZM184 242H185V241H184ZM189 242H190V239H189ZM217 242H219V241H217ZM147 243H149V242H147ZM147 243H146V244H147ZM150 243H151V242H150ZM187 243H188V242H187ZM230 243H231V241H230ZM230 243H229V244H230ZM122 244H123V243H122ZM159 244H160V243H159ZM166 244H168V243H166ZM166 244H165V245H166ZM181 244H182V243H181ZM188 244H189V243H188ZM199 244H200V243H199ZM201 244H202V247H203V243H201ZM204 244H205V242H204ZM222 244H223V243H222ZM229 244H228V246H231V245H232V244H231V245H229ZM88 245H89V244H88ZM150 245H151V244H150ZM153 245H154V244H153ZM170 245H171V244H170ZM215 245H217V244H215ZM147 246H149V245H147ZM155 246H156V245H155ZM161 246H164V245L161 244ZM200 246H201V245H200ZM218 246H219V245H218ZM222 246H223V245H222ZM226 246H227V245H226ZM226 246L221 247V245H220V248H225ZM228 246H227V248H228ZM73 247H75V245H74ZM151 247H152V245H151ZM171 247H172V246H171ZM216 247H217V246H216ZM233 247H234V246H233ZM233 247H232V248H233ZM0 248H2V247H0ZM136 248H137V247H136ZM136 248H135V249H136ZM235 248H236V247H235ZM239 248H241V247H239ZM239 248H238V249H239ZM18 249H19V248H18ZM152 249H153V247H152ZM156 249H157V248H156ZM156 249H155V250H156ZM3 250H4V249H3ZM93 250H94V249H93ZM119 250H120V249H119ZM145 250H146V249H145ZM207 250H208V249H207ZM211 250H212V249H211ZM216 250H217V249H216ZM226 250H227V249H226ZM231 250H232V249H231ZM99 251H100V250H99ZM147 251H148V250H147ZM214 251H215V249H214ZM217 251H219V250H217ZM155 252H156V251H155ZM215 252H216V251H215ZM223 252H225V251H223ZM230 252H231V251H230ZM252 252H253V251H252ZM257 252H258V251H257ZM149 253H150V252H149ZM218 253H221V252L219 251ZM228 253H229V252H228ZM254 253H255V252H254ZM130 254H131V253H130ZM136 254H137V253H136ZM142 254H143V253H142ZM179 254H180V253H179ZM255 254H256V253H255ZM79 255H80V254H79ZM79 255H78V256H79ZM82 255H84V254H82ZM92 255H93V254H92ZM224 255H225V254H224ZM249 255H250V254H249ZM256 255H257V254H256ZM76 256H77V255H76ZM258 256H259V254H258ZM193 257H194V256H193ZM225 257H227V256H225ZM241 257H242V256H241ZM241 257H240V258H241ZM259 257H260V256H259ZM180 259H181V258H180ZM237 259H238V258H237ZM241 259H242V258H241ZM77 260H78V259H77ZM182 260H183V259H182ZM251 260H252V259H251ZM251 260H250V261H251ZM256 260H257V259H256ZM174 261H175V260H174ZM174 261H173V262H174ZM189 261H190V260H189ZM189 261H188L187 263H190V262H191V261H190V262H189ZM193 261H194V260H193ZM196 261H197V260H196ZM229 261H230V260H229ZM236 261H237V260H236ZM238 261H239V260H238ZM244 261H245V260H244ZM257 261H258V260H257ZM201 262H202V261H201ZM215 262H216V261H215ZM215 262H214V263H215ZM223 262H224V261H223ZM225 262H226V261H225ZM254 262H255V261H254ZM254 262H253V263H254ZM93 263H94V262H93ZM174 263L176 264V261H175ZM212 263H213V262H212ZM220 263H221V262H220ZM226 263H229V262H226ZM241 263H242V261H241ZM243 263H245V262H243ZM256 263H257V262H256ZM256 263H255V264H256ZM0 264H1V263H0ZM166 264H167V263H166ZM181 264H182V263H181ZM190 264H191V263H190ZM196 264H197V263H196ZM198 264H199V263H198ZM258 264H259V263H258Z\"/></svg>",
    "mask_w": 264,
    "mask_h": 264
}]
</instances>
